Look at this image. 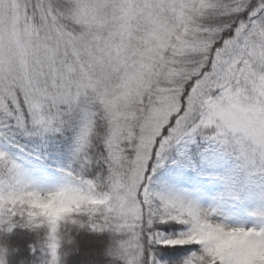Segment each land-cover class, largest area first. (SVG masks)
Instances as JSON below:
<instances>
[{
    "label": "clouds",
    "instance_id": "1",
    "mask_svg": "<svg viewBox=\"0 0 264 264\" xmlns=\"http://www.w3.org/2000/svg\"><path fill=\"white\" fill-rule=\"evenodd\" d=\"M221 51L238 72L212 83ZM181 116L264 174V0H0V135L77 122L64 182L0 181V264H14L17 228L36 234V258L15 264H67L73 231L97 220L104 264H169L161 243L195 246L171 264H264V208L233 224L152 184L143 196L129 148ZM18 166L0 148V177ZM161 221L182 228L158 235Z\"/></svg>",
    "mask_w": 264,
    "mask_h": 264
},
{
    "label": "trees",
    "instance_id": "2",
    "mask_svg": "<svg viewBox=\"0 0 264 264\" xmlns=\"http://www.w3.org/2000/svg\"><path fill=\"white\" fill-rule=\"evenodd\" d=\"M174 123V119H173ZM77 126L75 119L69 121L62 132H34L24 133L12 130L0 135L6 151L20 165L29 181L41 188H51L64 182L66 172L75 167L72 159L74 132ZM166 132V129H165ZM155 171L151 172V184L165 194L183 197L193 201L192 189L183 182H173L162 178V169L178 171L182 181L200 180L202 185L212 180H218L225 190L233 197L234 203L242 207L244 213L254 208H264V174L251 166L245 170L240 162L230 153L224 151L207 136L198 131L190 136L172 143L154 159ZM96 169H93V172ZM239 202H236V200ZM235 207V209H236ZM182 226L173 229L163 228L168 233L179 231ZM76 238L73 254L68 257L67 264H104L106 257L101 255L102 249L108 243V232H94L81 230L72 233ZM36 234L17 228L9 236L12 245L19 247L22 255H14L15 261L21 257L35 259L30 256L29 243L34 242ZM179 247V246H178ZM194 245L183 246L179 251L164 249L157 246L156 255L160 260H173L186 255ZM83 251V252H82Z\"/></svg>",
    "mask_w": 264,
    "mask_h": 264
},
{
    "label": "snow or ice",
    "instance_id": "3",
    "mask_svg": "<svg viewBox=\"0 0 264 264\" xmlns=\"http://www.w3.org/2000/svg\"><path fill=\"white\" fill-rule=\"evenodd\" d=\"M210 82L216 83L225 79V77L231 73H237L238 69L233 67L229 69V58L227 54L221 51L217 58L214 61H210V66L207 69ZM221 87L224 88L225 85L221 84ZM183 105H187V99L183 102ZM179 116V114H178ZM251 130V128H249ZM197 132L195 128L191 131H186L183 127V117H179L177 122L171 127V131L166 129L161 133L160 136H157L154 140L151 139V131L149 135L142 139L139 144L132 145L129 148L130 152L134 153V159L132 161V167L134 169L135 177L138 183L143 188V196L147 197L149 195V187L151 185V175L150 171L154 172L156 165L153 163L154 159H159L161 154L165 151V149L170 146L172 143L178 142L181 138L185 136H190L193 133ZM67 174V172H66ZM0 181L5 183L9 182H24L28 184H32L29 179L24 174L20 165L16 168L15 171H10L8 174L0 177ZM195 205V203H194ZM87 212L94 213L95 209H86ZM215 211V209H213ZM106 221L97 220L90 225L92 231L102 230L103 224ZM178 226H182V223L179 221L169 222V221H161V223L157 226L160 229L158 235H166L168 232L162 230L163 228L173 229ZM161 248L164 249H174L179 251L183 246L179 244H159ZM179 246V247H178ZM17 257L21 256V253L16 254Z\"/></svg>",
    "mask_w": 264,
    "mask_h": 264
},
{
    "label": "rangeland",
    "instance_id": "4",
    "mask_svg": "<svg viewBox=\"0 0 264 264\" xmlns=\"http://www.w3.org/2000/svg\"><path fill=\"white\" fill-rule=\"evenodd\" d=\"M0 148L6 150L5 144L1 139ZM159 174L164 179H168L173 182H183L184 184H186L192 189V196H196V198L192 202L201 207L214 208L218 216L224 218L226 222L233 224L254 223L255 218L251 217L248 213H244L241 205L236 207L238 203H234L235 201H233V197L225 190V187L220 181L212 180L205 185H202V182L200 180L182 181L178 171L172 173V171L169 169H162ZM236 202H239V200L237 199Z\"/></svg>",
    "mask_w": 264,
    "mask_h": 264
}]
</instances>
